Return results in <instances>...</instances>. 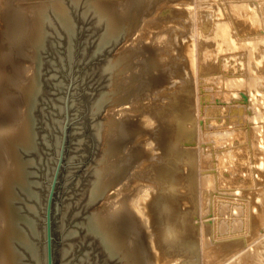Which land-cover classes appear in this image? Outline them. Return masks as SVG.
Returning <instances> with one entry per match:
<instances>
[{"label":"bare ground","instance_id":"bare-ground-1","mask_svg":"<svg viewBox=\"0 0 264 264\" xmlns=\"http://www.w3.org/2000/svg\"><path fill=\"white\" fill-rule=\"evenodd\" d=\"M28 1L11 3L12 18L1 10L4 58L18 51L35 57L43 9ZM95 6L107 28L101 45L121 35L131 42L107 70L123 74L109 96L130 102L121 114L130 110L133 119L109 117L90 199L110 188L117 199L111 210L95 214L89 229L122 264H194L193 256L195 264H264V0H97ZM54 9L65 15L60 4ZM191 66L204 77L191 74ZM151 69L158 75L148 78ZM180 69L188 80L172 92V104L159 108L154 100L156 112H136L152 76L172 85ZM10 78L23 89L28 109L20 120L0 116V264H26L15 241L35 257L37 247L25 240L12 199L14 185L25 182L18 147L33 144L35 78ZM192 94L201 103L200 126L188 112ZM127 191L131 198L123 200Z\"/></svg>","mask_w":264,"mask_h":264},{"label":"rangeland","instance_id":"rangeland-1","mask_svg":"<svg viewBox=\"0 0 264 264\" xmlns=\"http://www.w3.org/2000/svg\"><path fill=\"white\" fill-rule=\"evenodd\" d=\"M5 1L9 5H2ZM96 1L29 0L28 2L37 3L42 7L44 20V33L40 41L36 43L34 59L20 51L4 58L3 51L7 46L3 45L6 39L2 32L4 24L0 19L1 117L5 118L6 116L7 119L10 117L12 120H20L28 109L23 89L16 86L10 77H15L14 81L22 82L30 80L32 76L35 78L34 100L31 105V117H33L32 121L34 120V124L32 122L33 144L31 147L24 145L18 147V158L23 165L25 182L14 185L15 195L12 199L18 217L17 222L19 221L18 226L25 236V240L28 239L37 247V256L35 257L23 243L24 241L23 244L20 240L15 241L26 264L48 263L47 231L49 222H51L53 261H55L53 264H122L120 257L110 255L105 250L99 236L89 229L88 222L96 213L105 208L111 210L113 206L111 202L117 199L114 188H110L101 194V197L91 200V190L95 181V170L100 167L104 155L105 132L109 117L114 113L122 119H133L130 116L132 112H130V102L121 105L118 102L115 103L109 96L113 83L123 74L119 76L117 72L111 74L112 72L107 70L111 62L115 63L117 54L131 42L127 41V37L121 35L115 41L105 39L101 45V37L105 35L107 28L96 19L98 18L94 8ZM12 2L14 0H0V18L4 14L7 18H12L10 10L14 4L11 5ZM54 4H60L63 7L64 16L59 14L60 11L54 9ZM2 8L4 14L1 11ZM146 62L148 61H145V64H148ZM145 64V68L148 67ZM22 65H26L27 69L23 70ZM188 68L186 69L191 74L195 72L197 78L199 77L198 69L192 68V66ZM132 69L139 71L136 66H132ZM150 72L151 74L147 75L148 78L151 77L149 75H158L156 70L151 69ZM186 74L182 69L178 71L177 79L179 81L176 80V83H173L175 86L166 83L163 77H156L157 80L159 79L157 81L152 76L154 82L151 78L149 79L151 83L148 82L150 89H145L146 94L144 91L143 94H140L141 96L137 97L143 99V95H145V99L148 97L149 100L143 99L144 102H142L135 98L132 102L139 101L140 104H145L143 106L148 108L147 110L139 105L136 108H142L141 113L147 112L149 116L156 112L158 107L172 104V101L168 100L172 97L171 94L175 89L178 92L180 90L178 87H182L187 82ZM189 79L193 91L194 89L196 91L195 79ZM154 83H158L157 86ZM153 84L155 86L152 87ZM149 90H151L150 93ZM161 90L169 92L164 94V97L161 95L164 93ZM262 93H259L258 96H261ZM157 96L160 99L159 97L157 99ZM192 97L188 112H190V117L196 120L195 124L200 126L203 122L200 121L197 108L201 103H198L195 94ZM104 98L106 99L102 100ZM14 100H17L18 103L14 102L13 104ZM154 100H160V102L156 101V104ZM145 101H149V103ZM195 101L197 102L195 103ZM260 102L263 103L264 99H261ZM15 103L17 104L15 105ZM158 103L163 104L158 105ZM125 106L130 109L126 111L129 113L122 112L121 114V109ZM135 109L133 113L137 110ZM152 109L153 111L150 113ZM145 116L147 117V115ZM151 125H149L151 129H157V125L154 123ZM129 193L130 191L123 192L121 198L123 200L131 198L129 196L133 192ZM125 207L127 206L123 205L122 209H126ZM144 255L147 257L148 253L144 252ZM193 259L197 261L196 256H193ZM196 261L192 260L191 262L195 264ZM181 263L182 261L178 262V264ZM184 263L189 262L187 260L182 264Z\"/></svg>","mask_w":264,"mask_h":264},{"label":"water","instance_id":"water-1","mask_svg":"<svg viewBox=\"0 0 264 264\" xmlns=\"http://www.w3.org/2000/svg\"><path fill=\"white\" fill-rule=\"evenodd\" d=\"M47 236H48V248H47V264H53V246H52V231H51V222H49L48 225V231H47Z\"/></svg>","mask_w":264,"mask_h":264}]
</instances>
